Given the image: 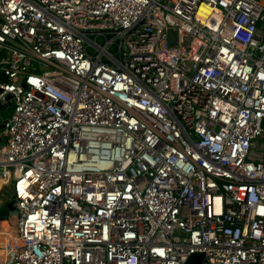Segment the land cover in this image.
<instances>
[{
	"label": "built area",
	"instance_id": "obj_1",
	"mask_svg": "<svg viewBox=\"0 0 264 264\" xmlns=\"http://www.w3.org/2000/svg\"><path fill=\"white\" fill-rule=\"evenodd\" d=\"M0 107L10 264H264V0H0Z\"/></svg>",
	"mask_w": 264,
	"mask_h": 264
},
{
	"label": "bare ground",
	"instance_id": "obj_2",
	"mask_svg": "<svg viewBox=\"0 0 264 264\" xmlns=\"http://www.w3.org/2000/svg\"><path fill=\"white\" fill-rule=\"evenodd\" d=\"M5 186H7L6 179L0 177V193ZM13 208L14 204L10 201L0 209V234L4 238L0 239V241L6 252L4 264H10L13 253L26 244L20 236Z\"/></svg>",
	"mask_w": 264,
	"mask_h": 264
},
{
	"label": "rangeland",
	"instance_id": "obj_3",
	"mask_svg": "<svg viewBox=\"0 0 264 264\" xmlns=\"http://www.w3.org/2000/svg\"><path fill=\"white\" fill-rule=\"evenodd\" d=\"M13 109L11 108H6L3 110L4 117L9 119L12 115ZM4 130V129H3ZM2 129H0V133L2 134ZM2 143L6 142V139L3 137L2 138ZM256 153H264V139H261L258 141L256 144ZM12 195H13V186L12 185H7L3 188V190L0 193V209L3 207V205L12 200Z\"/></svg>",
	"mask_w": 264,
	"mask_h": 264
},
{
	"label": "water",
	"instance_id": "obj_4",
	"mask_svg": "<svg viewBox=\"0 0 264 264\" xmlns=\"http://www.w3.org/2000/svg\"><path fill=\"white\" fill-rule=\"evenodd\" d=\"M169 42L172 44V45H175L176 44V32L174 31V30H170L169 31ZM3 107H0V109H2ZM3 121H4V123L6 122V120H5V118H4V116H3V114L2 113H0V129H4L5 128V125H4V123H3ZM1 137H0V143H1ZM8 202H10V201H8ZM8 202H6L4 205H3V207L5 206V205H7L8 204ZM11 202L14 204V201H12L11 200ZM2 207V208H3ZM13 211H14V214L16 213V211H15V207L13 208ZM204 254H202V253H196V254H193L192 255V257H191V259L189 260V264H203V260H204Z\"/></svg>",
	"mask_w": 264,
	"mask_h": 264
},
{
	"label": "crops",
	"instance_id": "obj_5",
	"mask_svg": "<svg viewBox=\"0 0 264 264\" xmlns=\"http://www.w3.org/2000/svg\"><path fill=\"white\" fill-rule=\"evenodd\" d=\"M3 237L0 234V239ZM4 239V238H3ZM2 242L0 241V264H4V258L6 256L5 247L1 245Z\"/></svg>",
	"mask_w": 264,
	"mask_h": 264
},
{
	"label": "trees",
	"instance_id": "obj_6",
	"mask_svg": "<svg viewBox=\"0 0 264 264\" xmlns=\"http://www.w3.org/2000/svg\"><path fill=\"white\" fill-rule=\"evenodd\" d=\"M3 79H5V78H3ZM1 80H2V78H1ZM0 146H1V144H0Z\"/></svg>",
	"mask_w": 264,
	"mask_h": 264
}]
</instances>
